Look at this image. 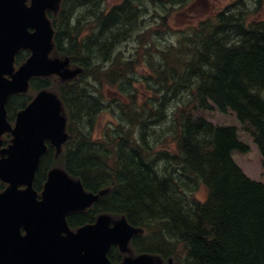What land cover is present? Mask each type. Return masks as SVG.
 Here are the masks:
<instances>
[{"label":"trees","instance_id":"1","mask_svg":"<svg viewBox=\"0 0 264 264\" xmlns=\"http://www.w3.org/2000/svg\"><path fill=\"white\" fill-rule=\"evenodd\" d=\"M166 3L156 5L162 20L155 23L157 32L167 26L169 12L157 10H165ZM149 4L121 0L108 7L105 0H64L53 19L60 55L84 68L75 81L50 84L68 115L71 140L63 165L86 188L109 189L101 199L104 210L127 216L145 231L137 238L138 248L172 256L177 264H264V184L249 178L233 159L234 150L247 152L250 146L236 127L215 124L202 113L233 110L264 154V19L231 6L163 46L156 36L145 42L139 35ZM130 40L145 45L127 56L123 46ZM111 85L119 93L106 103L103 88ZM141 85L149 93L145 98ZM38 87L36 80L32 89ZM173 99L182 102L171 105ZM14 100L18 106L27 102ZM16 103H9L12 113ZM108 110L118 119L94 138L96 123ZM160 130L166 135L163 151L154 147ZM53 161L50 153L43 157L38 180ZM199 186L207 191L205 201L194 196ZM89 218L69 216L71 224ZM109 256L116 260V248Z\"/></svg>","mask_w":264,"mask_h":264},{"label":"water","instance_id":"2","mask_svg":"<svg viewBox=\"0 0 264 264\" xmlns=\"http://www.w3.org/2000/svg\"><path fill=\"white\" fill-rule=\"evenodd\" d=\"M60 2L0 0V179L9 183L0 193V264H113L108 256L112 244L127 252L131 237L139 231L125 217L113 220L108 214L71 230L67 215L90 206L98 195L87 192L80 180L59 167L49 171L39 199L34 179L47 149L45 140L60 148L68 138L67 118L56 94L39 92L18 112L14 128L8 121L9 96L26 91L32 76L58 73L71 79L82 71L69 69V58L49 57L54 30L47 10H57ZM21 48L30 49L32 55L15 71V55ZM7 131L15 136L14 143L1 149ZM119 264H162V260L141 254ZM169 264H174L172 258Z\"/></svg>","mask_w":264,"mask_h":264},{"label":"rangeland","instance_id":"3","mask_svg":"<svg viewBox=\"0 0 264 264\" xmlns=\"http://www.w3.org/2000/svg\"><path fill=\"white\" fill-rule=\"evenodd\" d=\"M119 1L120 0H106V4L109 7L111 5L116 4ZM148 1L150 3L149 4L150 6H148L149 14H147L142 19V21L143 20L146 21L144 22V25L142 24L141 21L139 35H144L145 42H150L152 40V37L156 36V38L161 39L160 42H162L164 46L166 40L170 44L173 42H177L178 35H180L183 31H187L189 29L188 27L196 25V23L199 22L201 19L214 16L220 8L224 7L225 5L231 3L234 0H189L183 5H175L174 3L170 4L168 7L169 8L168 11L170 13L169 16L167 17V26L166 25L162 26L165 30L163 32H157V28L155 26L156 25L155 23L160 20L156 17V13H155L156 4L152 0H148ZM157 3H161V1H157ZM157 10L162 11L160 8H158ZM259 17H264V8L262 10V13H257L252 16L253 19ZM160 22H162V20H160ZM140 45H145V44H139V42L134 43L133 40H130L128 42H125L123 48L127 52V56H130L131 51H134L136 46H140ZM144 71L145 68L140 66L138 73L140 72L143 73ZM141 86L142 87L139 88L140 95L142 97L144 96L143 98H145V96L149 95V93L147 92L144 85ZM103 90H104L103 99L106 101V103H110L112 102L113 99H116L117 94L119 93L118 89L112 85L105 86ZM183 99L184 98H182V100ZM182 100L173 99L171 101V105L173 103L175 105L181 104ZM203 114L205 117L213 121L215 124L235 126L237 128L240 140L242 139V141L248 143L250 145V150L248 152L234 150L233 158L235 162L240 167H242V169L249 177H251L253 180L264 183V156L257 142L255 141L253 135L245 129L237 113L234 112L233 110H228L225 112L218 108H214L209 110H203ZM117 119H118V115L116 113H113L111 110H108L107 112L102 114L98 120V125L95 128V136L102 137L104 129L107 127V125L108 124L113 125L114 123H116ZM155 129H160V128L155 127L154 130ZM158 133H160L161 135L157 136L156 138H158L160 141L159 143H155L154 147L155 150L163 151V146L161 141L164 139L166 135L162 136L161 130ZM164 134L165 133H163V135ZM194 196L201 200L204 199L206 197V189L203 186H200L198 190L195 191Z\"/></svg>","mask_w":264,"mask_h":264},{"label":"flooded vegetation","instance_id":"4","mask_svg":"<svg viewBox=\"0 0 264 264\" xmlns=\"http://www.w3.org/2000/svg\"><path fill=\"white\" fill-rule=\"evenodd\" d=\"M30 55V53H29V51L28 50H23V51H20V54H19V56H18V58H19V60L21 61V59H22V61L24 60V59H26L28 56ZM21 58V59H20ZM21 61V62H22ZM53 77H55V76H52V78ZM39 78H42V77H39ZM47 78V77H46ZM45 78V79H46ZM48 78H50V77H48ZM57 78V77H56ZM17 96H22L21 94H18ZM10 102H12L13 103V101H11V99L9 100V103ZM11 139H12V137L11 136H9V137H6V139L4 140V145L5 146H7L9 143H10V141H11ZM54 153H56L55 152V150H54ZM56 156H57V153H56ZM45 179V178H44ZM105 207H107L106 206V204L104 203V200L103 201H101V199L99 200H97L90 208H87L86 209V211H83L82 212V214L83 213H86V214H88V216L90 217L89 218V220H88V222H93V221H95L96 220V218H97V216L101 213V212H103L104 211V208ZM101 211V212H100ZM78 213H76V214H74V215H77ZM78 223H81V221L80 222H78ZM121 258V257H120ZM122 259V258H121Z\"/></svg>","mask_w":264,"mask_h":264},{"label":"bare ground","instance_id":"5","mask_svg":"<svg viewBox=\"0 0 264 264\" xmlns=\"http://www.w3.org/2000/svg\"><path fill=\"white\" fill-rule=\"evenodd\" d=\"M179 1V0H178ZM147 6V5H146ZM150 6V5H149ZM152 6V5H151ZM156 7V6H155ZM154 7V8H155ZM230 19V18H229ZM132 20V19H131ZM147 20V19H146ZM230 20H233V19H230ZM230 20H229V22H230ZM235 20V19H234ZM146 22V21H145ZM235 22V21H234ZM151 23V22H150ZM238 25V24H237ZM147 26V25H146ZM233 26V25H232ZM227 27H228V25H227ZM234 27V26H233ZM231 28V27H230ZM133 29V28H132ZM223 29H225V28H223ZM229 29V28H228ZM228 29H226V33L228 32V34H229V31H227ZM235 30V29H234ZM238 30V29H237ZM232 32V31H231ZM234 32V31H233ZM242 33V32H241ZM240 33V34H241ZM222 35H223V33H221ZM231 34V33H230ZM233 34V33H232ZM254 34V33H253ZM256 34H258V33H256ZM224 35H227V34H224ZM234 35V34H233ZM238 35H239V33H238ZM221 36V35H220ZM133 37V36H132ZM187 37V36H186ZM222 37V36H221ZM230 37H232V36H230ZM230 37H228V38H230ZM241 37V36H240ZM243 37H244V35H243ZM131 38V37H130ZM236 38V37H235ZM261 38V37H260ZM187 39V38H186ZM258 39V38H257ZM193 40V39H192ZM199 40V39H198ZM225 40V39H224ZM237 40V39H236ZM235 40V41H236ZM231 41V40H230ZM242 41V40H241ZM190 42V41H189ZM257 42V41H256ZM261 42V41H260ZM184 43H186V42H184ZM233 43V42H232ZM227 44V43H226ZM230 45H231V43H229ZM195 45V44H194ZM230 45H228V46H230ZM234 45V44H233ZM199 46V45H198ZM197 46V47H198ZM200 48V47H199ZM219 48V47H218ZM186 54V53H185ZM200 53H198L197 55H199ZM205 54V53H204ZM198 56H196L195 58H197ZM210 57V56H209ZM198 60V59H197ZM200 60V59H199ZM201 60H203V59H201ZM201 62V61H200ZM203 62V61H202ZM203 64V63H202ZM163 65V64H162ZM192 66V65H191ZM205 66H206V63H205ZM195 67V66H194ZM208 68V67H207ZM190 69V68H189ZM187 70H188V68H187ZM203 70V69H202ZM190 71V70H189ZM195 71V70H194ZM186 72V71H185ZM200 72V71H199ZM204 72V71H203ZM194 74H197V73H194ZM185 75H186V73H185ZM191 75V74H190ZM200 75H201V73H200ZM176 76V75H175ZM193 76V75H192ZM203 76V75H202ZM141 77V76H140ZM139 77V78H140ZM177 77V76H176ZM187 77V76H186ZM183 78V77H182ZM185 78V77H184ZM193 78H197V76L195 75V77H192V80H194ZM177 79V78H176ZM187 79V78H186ZM198 80H199V77H198ZM188 81V80H187ZM190 81V80H189ZM188 81V82H189ZM196 81V80H195ZM201 81V80H200ZM183 82V81H182ZM185 82V81H184ZM248 83V82H247ZM186 84V83H185ZM189 83H187V85H188ZM191 85V84H190ZM198 85V84H197ZM197 85H195V86H197ZM209 85V84H208ZM193 86V85H192ZM212 87V86H211ZM233 87H234V85H233ZM190 88V87H189ZM252 88V87H251ZM261 88V87H260ZM187 89V88H186ZM255 89H257V88H255ZM254 89V90H255ZM208 90V89H207ZM263 90V89H262ZM191 91V90H190ZM251 91V90H250ZM210 92V91H209ZM259 92V91H258ZM198 93V92H197ZM261 93V92H260ZM210 94V93H209ZM213 95V94H212ZM177 96V95H176ZM215 96V95H214ZM222 96V95H221ZM225 98H227V97H225ZM228 99V98H227ZM247 100V99H246ZM217 101V100H216ZM257 101V100H256ZM215 102V101H214ZM256 104V103H255ZM250 105V104H249ZM175 107V106H174ZM219 107V106H218ZM253 107V106H252ZM208 109V108H207ZM220 109V108H219ZM242 109V108H241ZM207 112V111H206ZM203 113V112H202ZM248 113V112H247ZM222 114V113H221ZM264 114V113H263ZM195 115V114H194ZM193 115V116H194ZM197 116V114L195 115V117ZM219 116V115H218ZM246 117V116H245ZM191 118V117H190ZM213 118V117H212ZM219 118V117H218ZM214 119V118H213ZM191 120V119H190ZM196 120V119H195ZM238 122V121H237ZM198 123V122H197ZM242 125V124H241ZM175 131V130H174ZM187 131V130H186ZM201 131H203V130H201ZM160 132V131H159ZM169 132V131H168ZM167 132V133H168ZM173 133V132H172ZM184 133V132H183ZM186 134V133H185ZM150 135V134H149ZM176 135H178V133L176 134ZM163 136V135H162ZM171 136H173V135H171ZM182 136V135H181ZM156 137V136H155ZM155 137H154V139H155ZM215 137V136H214ZM180 138V137H179ZM240 138V137H239ZM178 139V138H177ZM238 139V138H237ZM157 140V139H156ZM186 140V139H185ZM242 140V139H241ZM154 142V141H153ZM205 146V145H204ZM205 152V151H204ZM155 154V153H154ZM264 155V154H263ZM160 160V159H159ZM170 162V161H169ZM167 163V162H166ZM174 164V163H173ZM184 164V163H183ZM179 165H180V163H179ZM176 166V165H175ZM180 167H178V170L179 171H181L180 169H179ZM183 168V167H182ZM242 168V167H241ZM169 169V168H168ZM176 169V168H175ZM170 170V169H169ZM173 170H174V168H173ZM164 172V171H163ZM174 172V171H173ZM172 172V173H173ZM171 173V174H172ZM179 173V172H178ZM180 173H182V172H180ZM184 173V172H183ZM167 174H168V172H167ZM177 174V173H176ZM180 175V174H179ZM190 175V174H189ZM191 176V175H190ZM176 177V176H175ZM174 177V178H175ZM180 177V176H179ZM184 177V176H183ZM182 177V178H183ZM200 177V176H199ZM198 177V178H199ZM163 178V177H162ZM181 178V177H180ZM193 178V177H192ZM201 178H203V177H201ZM164 179V178H163ZM176 180V179H175ZM178 180H179V178H178ZM184 181V180H183ZM189 182V181H188ZM202 182V181H201ZM183 184V183H182ZM187 184V183H186ZM195 184V183H194ZM181 186V185H180ZM186 186V185H185ZM193 186V185H192ZM200 187V186H199ZM185 188V187H184ZM186 189V188H185ZM191 191V190H190ZM194 193V192H193ZM196 195V194H195ZM187 198H189V197H187ZM185 200V199H184ZM189 200V199H188ZM186 201V200H185ZM190 201V200H189ZM205 201V200H204ZM187 202V201H186ZM191 202V201H190ZM200 202V201H199ZM185 204V203H184ZM192 204V203H191ZM187 205H189V204H187ZM186 205V206H187ZM193 205V204H192ZM194 206V205H193ZM101 212V211H100Z\"/></svg>","mask_w":264,"mask_h":264}]
</instances>
